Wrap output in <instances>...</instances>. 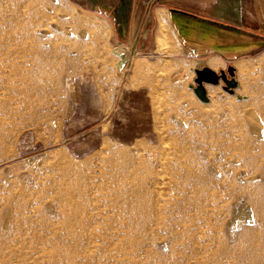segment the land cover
Segmentation results:
<instances>
[{"label": "rangeland", "instance_id": "1", "mask_svg": "<svg viewBox=\"0 0 264 264\" xmlns=\"http://www.w3.org/2000/svg\"><path fill=\"white\" fill-rule=\"evenodd\" d=\"M109 15L0 0V264H264V46L199 82Z\"/></svg>", "mask_w": 264, "mask_h": 264}, {"label": "crops", "instance_id": "2", "mask_svg": "<svg viewBox=\"0 0 264 264\" xmlns=\"http://www.w3.org/2000/svg\"><path fill=\"white\" fill-rule=\"evenodd\" d=\"M87 1L105 14L109 12L118 23L116 32L124 37L133 34L139 14L143 15L142 26L152 16L154 37L164 41L167 29L173 32L184 46L185 55L202 70L226 66L230 69V62L251 58L250 54L264 46V0ZM134 71L137 74L145 70L137 62ZM14 149L15 156L0 160V164L17 158L27 148L17 139Z\"/></svg>", "mask_w": 264, "mask_h": 264}, {"label": "water", "instance_id": "3", "mask_svg": "<svg viewBox=\"0 0 264 264\" xmlns=\"http://www.w3.org/2000/svg\"><path fill=\"white\" fill-rule=\"evenodd\" d=\"M203 78L212 79L214 81H217L219 78V75L212 69L206 68L203 72H199V78L198 81L201 82Z\"/></svg>", "mask_w": 264, "mask_h": 264}, {"label": "bare ground", "instance_id": "4", "mask_svg": "<svg viewBox=\"0 0 264 264\" xmlns=\"http://www.w3.org/2000/svg\"><path fill=\"white\" fill-rule=\"evenodd\" d=\"M197 90H198L199 94H200L202 97H205L204 92L202 91L201 88H198ZM251 122H252V121H251ZM160 176H161V175H160Z\"/></svg>", "mask_w": 264, "mask_h": 264}]
</instances>
